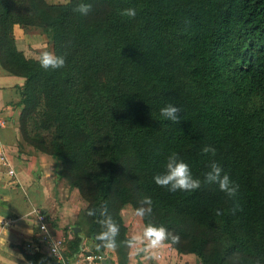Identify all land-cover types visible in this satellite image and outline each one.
<instances>
[{
    "label": "trees",
    "instance_id": "obj_1",
    "mask_svg": "<svg viewBox=\"0 0 264 264\" xmlns=\"http://www.w3.org/2000/svg\"><path fill=\"white\" fill-rule=\"evenodd\" d=\"M14 24L53 56L25 57ZM0 65L24 78L23 139L78 189L102 251L124 258L131 204L200 263L264 264V0H0Z\"/></svg>",
    "mask_w": 264,
    "mask_h": 264
},
{
    "label": "crops",
    "instance_id": "obj_2",
    "mask_svg": "<svg viewBox=\"0 0 264 264\" xmlns=\"http://www.w3.org/2000/svg\"><path fill=\"white\" fill-rule=\"evenodd\" d=\"M67 1L46 0L49 4ZM12 30L16 47L25 57L45 56L42 48L48 44V39L39 29L25 31L14 24ZM23 82L22 76L0 65V108L5 119V125L0 128V152H4L14 170L11 176L7 167L0 163V220L14 219L10 225H0V264L26 262L23 245L34 237L35 209L46 212L50 232L64 239L66 264H101L95 257L94 243L85 238L81 230L73 231V227H78L76 223L87 202L77 188L71 187L58 174L60 165L54 157L22 137L20 90ZM121 215L130 242L122 249L124 258L116 249L106 248L112 264H198L195 254L180 253L173 247L169 249V243L161 237H150L142 217L131 204L122 207ZM77 237L81 240V248L73 251L71 244ZM158 253L160 257L156 256Z\"/></svg>",
    "mask_w": 264,
    "mask_h": 264
},
{
    "label": "built area",
    "instance_id": "obj_3",
    "mask_svg": "<svg viewBox=\"0 0 264 264\" xmlns=\"http://www.w3.org/2000/svg\"><path fill=\"white\" fill-rule=\"evenodd\" d=\"M4 125L5 119L2 109L0 108V128ZM0 163L7 167V172L9 175H14V170L9 165V161L4 152H0ZM33 217L36 221V227L33 230L34 237L26 241V243L23 245L25 253L30 254L36 251H44L45 248V251L51 257L61 264H66V260L63 255L64 239L61 236H57L50 232L49 218L46 212L41 209H35L33 211ZM13 221L14 219L4 218L0 220V225L4 227L10 225ZM168 248L171 249L172 246L169 244ZM156 256L160 257V254L158 253ZM95 257L97 260H101L98 254H96ZM198 264L203 263L198 262Z\"/></svg>",
    "mask_w": 264,
    "mask_h": 264
},
{
    "label": "rangeland",
    "instance_id": "obj_4",
    "mask_svg": "<svg viewBox=\"0 0 264 264\" xmlns=\"http://www.w3.org/2000/svg\"><path fill=\"white\" fill-rule=\"evenodd\" d=\"M60 1H64V0H60ZM31 29H39L37 27H30L29 30ZM43 54L45 55L44 57H52L53 56V49L51 44L48 42V44L46 46H44L43 48ZM38 116H36L33 120L29 121L28 124V129L30 131H32V128L34 126V123L37 121ZM45 136H47V134H45ZM65 181L69 184V181L67 179H65ZM108 249H111L110 247H107Z\"/></svg>",
    "mask_w": 264,
    "mask_h": 264
},
{
    "label": "water",
    "instance_id": "obj_5",
    "mask_svg": "<svg viewBox=\"0 0 264 264\" xmlns=\"http://www.w3.org/2000/svg\"><path fill=\"white\" fill-rule=\"evenodd\" d=\"M79 227H73V231H79ZM93 249L96 251V253L100 257L101 264H112L110 256L105 252L102 251L96 244L93 245Z\"/></svg>",
    "mask_w": 264,
    "mask_h": 264
}]
</instances>
